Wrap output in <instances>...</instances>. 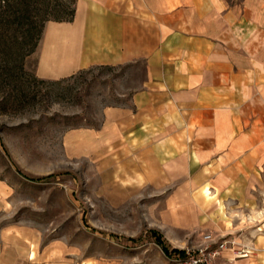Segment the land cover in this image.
<instances>
[{"label": "rangeland", "instance_id": "rangeland-1", "mask_svg": "<svg viewBox=\"0 0 264 264\" xmlns=\"http://www.w3.org/2000/svg\"><path fill=\"white\" fill-rule=\"evenodd\" d=\"M26 28L7 24L0 39V264H186L189 257L163 251L152 228L189 256L242 264L247 225L226 230L235 216L264 221V176L253 182L249 209L226 210L223 196L211 191L215 177H146L128 159L109 158L95 129L107 105L130 102L145 62L94 64L65 81L42 79L35 51L24 54ZM219 242L225 247L213 255Z\"/></svg>", "mask_w": 264, "mask_h": 264}, {"label": "crops", "instance_id": "crops-1", "mask_svg": "<svg viewBox=\"0 0 264 264\" xmlns=\"http://www.w3.org/2000/svg\"><path fill=\"white\" fill-rule=\"evenodd\" d=\"M233 1L76 0L72 20L46 21L36 74L143 60L130 102L104 108L99 148L146 177H215L226 210L249 209L264 176V0ZM232 221L229 234L247 225L242 264H264V221Z\"/></svg>", "mask_w": 264, "mask_h": 264}, {"label": "trees", "instance_id": "trees-1", "mask_svg": "<svg viewBox=\"0 0 264 264\" xmlns=\"http://www.w3.org/2000/svg\"><path fill=\"white\" fill-rule=\"evenodd\" d=\"M34 9H38L36 15ZM76 12V0H73V4L67 5L64 2L55 0H0V39L4 37V26L10 25L13 22L19 25L26 26V36L29 37L30 46L24 52L29 54L36 50L37 45L42 37L45 23L48 20H72ZM77 72V71H76ZM76 72L59 78L57 81H65L74 77ZM42 78V77H41ZM45 79V78H42ZM21 172L22 170L18 168ZM25 174V173H24ZM26 175V174H25ZM31 179H40L43 176L37 178L30 177ZM151 232L155 236L156 242L161 246L163 251L171 256L176 254L181 257H189L186 249L171 246L164 234L152 228Z\"/></svg>", "mask_w": 264, "mask_h": 264}, {"label": "built area", "instance_id": "built-area-1", "mask_svg": "<svg viewBox=\"0 0 264 264\" xmlns=\"http://www.w3.org/2000/svg\"><path fill=\"white\" fill-rule=\"evenodd\" d=\"M207 237H210L211 234H207ZM225 247V242H219L216 249L213 250L212 254L220 253V250ZM204 251V249L202 250ZM186 264H212V262L207 258V256L203 253V255H195L192 254L189 256Z\"/></svg>", "mask_w": 264, "mask_h": 264}, {"label": "bare ground", "instance_id": "bare-ground-1", "mask_svg": "<svg viewBox=\"0 0 264 264\" xmlns=\"http://www.w3.org/2000/svg\"><path fill=\"white\" fill-rule=\"evenodd\" d=\"M205 191H206L207 193L210 192V191H209V187H208L207 185L205 186ZM34 254H35V253H34V251H33V252H32V257L34 256Z\"/></svg>", "mask_w": 264, "mask_h": 264}]
</instances>
